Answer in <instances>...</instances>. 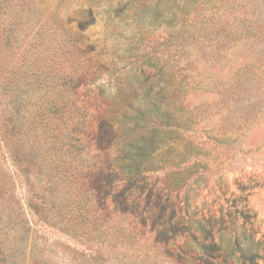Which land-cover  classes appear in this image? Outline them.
Instances as JSON below:
<instances>
[{
    "label": "rangeland",
    "instance_id": "374dc122",
    "mask_svg": "<svg viewBox=\"0 0 264 264\" xmlns=\"http://www.w3.org/2000/svg\"><path fill=\"white\" fill-rule=\"evenodd\" d=\"M0 12L25 16L17 47L0 44V80L35 60L67 84L48 93L83 100L53 109L37 94L0 98V264H184V227L157 242L171 209L184 226L246 208L264 240V0H0ZM141 75L177 139L150 160L151 210L139 214L141 201L121 213L88 186L104 164L93 116L97 101L111 104L113 77L136 96ZM50 144L71 157L67 176L46 170Z\"/></svg>",
    "mask_w": 264,
    "mask_h": 264
},
{
    "label": "trees",
    "instance_id": "16d2710c",
    "mask_svg": "<svg viewBox=\"0 0 264 264\" xmlns=\"http://www.w3.org/2000/svg\"><path fill=\"white\" fill-rule=\"evenodd\" d=\"M24 18L21 12L16 14L0 12V22L4 23V27L0 29V44L12 49L14 46L17 47L18 38L15 34V27ZM28 51L29 48L23 54ZM40 64L34 60L28 64L23 62L17 65L21 74L6 76L0 80V98L17 100L19 97L37 94L38 98L45 99L48 108L53 109L59 105L66 106L68 103L74 105L76 101H83L80 100L78 94H71L70 91L66 92L60 88L52 95L48 93L53 87L67 84L65 82L60 84L48 76L44 65ZM88 67H90L89 64L86 68ZM115 72L116 70L108 71V75L112 78ZM100 73L97 77H100ZM141 78V83H145L147 89L136 96L121 91L113 77L114 92L112 95L104 96L111 101V104H106L104 107L101 100L99 102L93 98V102L97 101L95 105L102 107L103 110L102 112L98 110L93 116L98 123L97 130L92 132V138L96 143L93 149L97 151L96 156L103 157L104 164L96 166L92 171L89 170L88 186L96 195L101 190L104 191L105 197L121 213L133 214V207L137 208L141 201L145 206L139 214L144 211L148 213L151 210L148 207L151 189H148L142 199L147 189L145 178L148 172L154 170V167L150 165V160L160 144L167 141L174 142L177 139L172 136L173 131L164 130L172 126L173 117L165 110L160 112L156 110L157 103L155 97H152L154 94L151 91L150 77L146 76L143 79L141 75ZM100 90L103 93L101 88ZM134 98L138 105L134 104ZM87 103L89 106L92 105L90 101ZM113 104L122 109L120 111L117 108L110 109ZM20 105L17 102L16 109L22 110L19 108ZM88 105H85V108L89 107ZM119 122L124 125L123 133L119 132ZM155 123H158L160 127H153ZM40 137L41 135L37 136V142ZM53 138L56 136L54 135ZM3 139L0 135V149L6 145ZM26 140H29V137ZM23 141H25L24 138L20 141V146ZM23 149L24 147L20 151ZM45 150L49 155L46 170L51 172L55 170L67 176L65 173L69 172L71 157L61 156L60 148H57L55 144L46 146ZM254 217L248 209L243 208L239 210L238 216L230 211L224 214L217 212L206 215L202 219L189 218L188 222L184 220L183 226L182 219L171 209L168 219L157 224L160 229L158 234L161 236L157 242L164 245L173 243L177 238L176 235L182 234L181 228L184 227V264H261L264 259V246H262L264 240L255 227ZM140 223L143 225L142 221Z\"/></svg>",
    "mask_w": 264,
    "mask_h": 264
}]
</instances>
